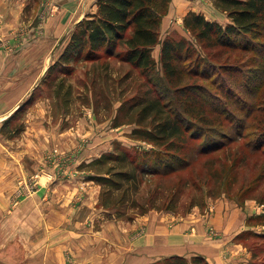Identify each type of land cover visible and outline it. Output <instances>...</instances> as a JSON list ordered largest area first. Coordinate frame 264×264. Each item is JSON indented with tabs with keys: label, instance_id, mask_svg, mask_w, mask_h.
<instances>
[{
	"label": "trees",
	"instance_id": "obj_1",
	"mask_svg": "<svg viewBox=\"0 0 264 264\" xmlns=\"http://www.w3.org/2000/svg\"><path fill=\"white\" fill-rule=\"evenodd\" d=\"M170 2L96 0V9L74 24L43 77L67 109L73 97L67 74L79 61L107 69L113 58L148 76L147 87L121 101L111 126L132 124L128 135L152 146L117 144L77 165L100 185L98 204L117 214L135 209L130 219L152 208L177 211L183 192L210 180L215 186L224 179L235 182L239 173L237 199H264V0H212L227 23L189 10L183 25L193 39L169 33L160 40ZM157 43L161 74L152 73ZM14 114L0 125L8 138L24 127L6 131ZM200 198L191 195L189 206L201 204ZM252 218L264 224V214ZM248 235L264 232L242 230L236 239L247 246ZM257 246L264 254V243H254L248 264H264ZM150 264L212 263L201 254H174Z\"/></svg>",
	"mask_w": 264,
	"mask_h": 264
},
{
	"label": "crops",
	"instance_id": "obj_2",
	"mask_svg": "<svg viewBox=\"0 0 264 264\" xmlns=\"http://www.w3.org/2000/svg\"><path fill=\"white\" fill-rule=\"evenodd\" d=\"M208 1L222 18L228 19L223 11L216 9L212 0ZM37 3L35 0H0V125L41 77L47 66L43 67L44 56L55 47L62 34L87 12L96 9V0H57L58 12L53 11V16H49L44 24L36 25ZM27 4L31 14L30 27L24 18ZM208 6L196 0H171L160 28L165 27L167 19L176 15L182 18L189 10L208 17L207 13L214 11ZM217 13L210 19L221 22ZM40 122L30 120V125H26L22 135L15 139L0 134V207L9 208L8 195L14 185L12 175L19 172L18 168H12L18 167L11 158L14 150L18 152L17 161H20V154L30 155V149L43 150L40 133L46 130ZM100 136H92V140L80 149L79 160H90L99 154L107 143H104L103 135ZM56 137L64 148H54L68 154L70 128L56 131ZM76 173L79 174L59 179L50 188L41 186L47 191L43 197L36 192L17 201L18 207L27 213L14 218L30 224L28 226L34 225L22 234L26 237L23 238V264H73L77 261L150 264L174 254L186 257L201 254L212 264H248L251 252L236 239V235L250 227L248 216L258 212L254 199H246L240 204L221 195L208 200L203 208L195 205L186 212L151 209L131 220L112 219L95 207L100 186L93 183L81 187L78 177L84 172L76 170ZM41 208L50 210L41 214ZM92 209H96L97 227L92 225ZM6 211L9 213V209ZM7 217L11 216L8 214ZM68 253L73 257H65Z\"/></svg>",
	"mask_w": 264,
	"mask_h": 264
},
{
	"label": "rangeland",
	"instance_id": "obj_3",
	"mask_svg": "<svg viewBox=\"0 0 264 264\" xmlns=\"http://www.w3.org/2000/svg\"><path fill=\"white\" fill-rule=\"evenodd\" d=\"M35 1L38 2L35 17L36 25L44 24V21H46V19L53 14V11L58 12V5L56 3L57 0ZM196 2H203L204 5H209V9L211 11L214 10V14L217 13V11L213 9V6L211 7L208 0H196ZM54 5L56 6L54 7ZM28 10L29 4H27L25 7L27 15L24 18L27 21V26L30 27L32 22L30 23L29 19H31V14ZM213 13H207V18L210 19L211 16H214ZM219 14L218 17L220 21L223 22V24L227 23L229 18L224 19V17L222 18ZM224 14L226 13L224 12L223 15ZM169 23L172 25L171 27H169ZM70 30L71 29L63 33L59 41L56 43L55 47L52 48L48 52V54L44 56L45 59L43 62V67L45 65L47 66L44 69L43 74L37 80L36 84L33 86L29 94L23 96V99L12 111L15 112V116L13 117V119H11V124H9L10 126H6V131H11L12 127H17L19 125L24 126H22L23 130L19 132L18 135H16L15 137H11L10 139H15L16 137L21 136L30 120H41L42 122H40L39 125H42V127L46 130L43 131V133H40L41 139L43 141V150L40 149L41 151H37L34 149H30V155H28L27 153L20 154V156L22 155L20 158H18L20 161H17L18 152L16 150H14V156L11 155V158L16 161L15 165L18 166L12 168H14L13 170L18 168L19 172L16 175H12L13 180L11 181V183L14 185L12 187V191L8 195L10 201L9 208L0 207V257L11 264H23L22 255L25 251V247L23 244L26 237H22V234H25L26 232H29V230L34 228V225L28 226L30 224L27 223L26 225L17 221V218H14V216L17 217V215L19 216L27 213L25 212L26 210L18 207L17 201L21 200L23 197L28 198L36 192H38L36 195H40L43 197L44 195H47V191L44 188H41V186L50 188L53 183L63 177L68 176L69 178L72 174H79L76 173V170L78 172H82L76 167L79 162H81L82 160L86 161V159L79 160V151L83 146L86 145L87 142H90L92 140V136L101 137L100 135H103L102 138L104 140V143L107 142L106 145L98 151L99 154L103 151L112 149L117 144H119V146L129 148L136 146L140 148H149L152 146V144L149 142L134 139L128 135L132 124H122L117 127L111 126L113 116L115 115L121 101L124 98L136 94L143 88L147 87L146 81L148 76L143 75L138 68L133 67L129 63H120L117 59L113 58H110V65L107 69H105L103 65L97 64L93 61L77 62L75 64V69L70 74H67V80L71 81L73 84V97L67 109L64 108L59 97L54 94L51 80L43 79L48 66L59 55L64 45L66 44L67 38L70 34ZM159 33L160 40L169 33H174L177 36H184L188 39H193V36L183 25V17L180 18L179 15L167 19L165 27L160 28ZM159 50L160 43H157L152 48L153 56L157 60L156 67L152 73L157 74L162 73V68L159 61ZM64 128H70L71 149L68 154L64 151H58L54 148L55 146L64 148V146L56 137V131L63 130ZM114 131L116 132L115 134ZM47 132L48 135L46 136ZM44 134L45 137L43 136ZM1 135L4 136L3 134ZM74 143L75 145H73ZM76 161L78 162L75 164ZM83 172L84 175L78 177V181L79 183H81V187H83L84 184L92 185L93 183H95L92 180L86 179L87 173L85 171ZM226 180L227 179H224L221 185L218 186H215L213 181L210 180L206 184H203L199 190L191 189V191L183 192L177 207V211L186 212L193 206H195H189L191 195H194V198H200V194L203 195V199L200 198L201 204L198 205L202 208L206 206V202L208 200H214L221 195L227 196L230 199H234L240 204L244 203L246 199L243 202L237 199L238 197H242V194L237 193V189L241 184L240 173L238 175V179L235 182ZM95 184L99 185L98 183ZM143 188V191H145L146 186H143ZM41 189L44 190L42 191ZM215 189H217V192ZM39 190L41 191L40 193ZM214 190L216 192L215 194ZM247 199H254L256 201L258 212L248 216L247 224H249L250 227L245 230H252L254 232L262 234L264 232V224L262 222H255L252 217L260 213L264 214V199L262 201H260L256 197ZM98 202L99 196L98 200L96 201L95 207L103 210V214L109 218L111 217L112 219L121 218L123 220H131L130 218H128V216L130 214H134L135 212V209L128 207L125 214H117L114 209L104 208L99 205ZM7 209H9V213L6 211ZM49 210L50 208H41V210L39 211L41 214H45L49 212ZM95 211L96 209H92L90 212V216L92 219V225L97 227L98 221L97 217H94ZM8 214L11 217H7ZM139 215L142 214H137L133 218ZM247 242L248 247H246L250 252H252L253 244H263L264 237L248 235ZM256 250L259 258H263V251L260 250L258 246ZM65 257L70 259L73 256H70V254L68 253L65 255ZM73 264L90 263L77 261Z\"/></svg>",
	"mask_w": 264,
	"mask_h": 264
},
{
	"label": "water",
	"instance_id": "obj_4",
	"mask_svg": "<svg viewBox=\"0 0 264 264\" xmlns=\"http://www.w3.org/2000/svg\"><path fill=\"white\" fill-rule=\"evenodd\" d=\"M0 264H11V263H9L8 261H6L0 257Z\"/></svg>",
	"mask_w": 264,
	"mask_h": 264
},
{
	"label": "built area",
	"instance_id": "obj_5",
	"mask_svg": "<svg viewBox=\"0 0 264 264\" xmlns=\"http://www.w3.org/2000/svg\"><path fill=\"white\" fill-rule=\"evenodd\" d=\"M49 175H51V174H49Z\"/></svg>",
	"mask_w": 264,
	"mask_h": 264
}]
</instances>
